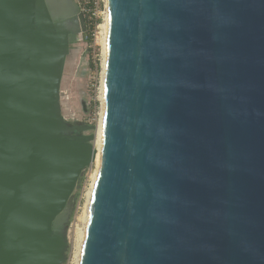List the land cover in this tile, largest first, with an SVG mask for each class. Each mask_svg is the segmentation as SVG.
<instances>
[{
  "label": "water",
  "instance_id": "95a60500",
  "mask_svg": "<svg viewBox=\"0 0 264 264\" xmlns=\"http://www.w3.org/2000/svg\"><path fill=\"white\" fill-rule=\"evenodd\" d=\"M80 264H264V0H108ZM74 0H0V264H67L95 130L62 112Z\"/></svg>",
  "mask_w": 264,
  "mask_h": 264
},
{
  "label": "rangeland",
  "instance_id": "374dc122",
  "mask_svg": "<svg viewBox=\"0 0 264 264\" xmlns=\"http://www.w3.org/2000/svg\"><path fill=\"white\" fill-rule=\"evenodd\" d=\"M103 31H101L102 34ZM90 39L87 31L83 40L73 46L72 52L67 59L63 76L62 112L67 120L80 122L87 126L95 127V130L86 134L95 136L102 111L101 87L104 63V44L102 35ZM93 165L85 172L80 189L76 192V211L72 216L69 232V250L67 264H74L79 233L83 228V214L87 202L88 192L92 184ZM78 238V239H77Z\"/></svg>",
  "mask_w": 264,
  "mask_h": 264
},
{
  "label": "bare ground",
  "instance_id": "6f19581e",
  "mask_svg": "<svg viewBox=\"0 0 264 264\" xmlns=\"http://www.w3.org/2000/svg\"><path fill=\"white\" fill-rule=\"evenodd\" d=\"M108 27H109V13L107 12V16H106V20L104 22V24L102 25V41L104 44V63H103V76H102V87H101V100H102V111H101V115H100V122H99V127L97 130V136H96V150H97V157H96V161L93 164L94 170H93V174H92V184H91V188L88 192V196H87V202H86V206H85V211L82 217L83 220V228L79 233V239H78V246H77V250H76V254H75V261L74 264H80V257H81V252H82V246H83V242H84V237H85V228H86V224L88 221V216H89V212H90V206H91V198H92V194H93V190L97 181V177H98V171H99V167H100V161H101V145H102V135H103V98H104V87H105V76H106V59H107V42H108Z\"/></svg>",
  "mask_w": 264,
  "mask_h": 264
},
{
  "label": "built area",
  "instance_id": "2783aa9c",
  "mask_svg": "<svg viewBox=\"0 0 264 264\" xmlns=\"http://www.w3.org/2000/svg\"><path fill=\"white\" fill-rule=\"evenodd\" d=\"M84 16L90 39L101 34L108 12V0H74ZM75 261V256L74 259Z\"/></svg>",
  "mask_w": 264,
  "mask_h": 264
}]
</instances>
